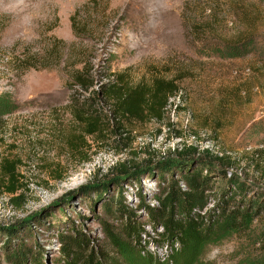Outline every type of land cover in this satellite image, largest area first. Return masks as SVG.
I'll return each mask as SVG.
<instances>
[{
    "label": "rangeland",
    "instance_id": "1",
    "mask_svg": "<svg viewBox=\"0 0 264 264\" xmlns=\"http://www.w3.org/2000/svg\"><path fill=\"white\" fill-rule=\"evenodd\" d=\"M78 69L101 96L118 76L175 79L179 92L163 121L121 120L128 133L118 134L114 105L92 94L107 132L88 136ZM184 148L196 153L180 163L229 156L230 172L264 188V0H0V264H15L17 250L25 264L37 254L64 264L60 237L73 230L89 239L83 256L100 250L104 264H264V214L224 231L223 212L243 203L218 200L221 178L199 212L200 242H167L150 227L145 206L159 208L171 184L155 163ZM146 163L138 182L120 172ZM120 198L148 233L141 243L123 231Z\"/></svg>",
    "mask_w": 264,
    "mask_h": 264
},
{
    "label": "trees",
    "instance_id": "2",
    "mask_svg": "<svg viewBox=\"0 0 264 264\" xmlns=\"http://www.w3.org/2000/svg\"><path fill=\"white\" fill-rule=\"evenodd\" d=\"M75 26V25H74ZM76 30L77 27H76ZM243 40V39H242ZM38 68L36 65H30L26 69ZM75 86L86 92L85 101L81 104L80 120L86 128V135H104L107 130L100 120V112L95 106V98L92 94L98 97L100 92L90 90L94 87L90 78L85 74L84 69L75 71L73 77ZM90 92V93H89ZM179 92L177 80L157 77L151 84L132 85L122 76H118L115 83L109 87H103L102 99L110 101L114 105V113L119 119L116 123L115 133H128L123 121L129 124H148L152 121H163L167 116L168 107L171 104L170 100ZM89 93V94H87ZM122 121V123H120ZM135 130L132 129L131 133ZM122 136V135H121ZM177 152V151H176ZM205 156L199 157L198 163L186 165L179 161H191L195 156L196 149L184 148L168 158L155 163V167L160 171V174H168V181H171L168 194L161 199V206L157 209L147 208V214L151 221V226L155 232L162 231L161 237L167 242L177 241L183 246L189 245L192 242H200L202 236L201 224H205L206 215H201L199 212L207 206V202L214 200L215 195L207 192L213 191L215 182L221 178L223 186L220 189L218 200L220 202H232L233 199L240 198L242 206L236 207L228 214L224 213L223 230L238 232L241 229H249L255 220L264 214V188L258 189L243 181L235 173L230 172L235 162H231L230 157H218L208 151H204ZM203 152V153H204ZM191 158V159H190ZM150 163V162H149ZM215 163H218L217 166ZM147 164V165H146ZM136 165L132 174H127L131 168L127 165H122L120 172L123 176H130L134 182H138L144 174L143 167L150 164ZM154 164V163H153ZM221 165V166H220ZM142 169V170H141ZM176 169L175 179L173 171ZM204 172L206 174L204 175ZM4 177L11 181L10 193L14 194L16 182V169L12 162H6L3 169ZM182 184L184 187H182ZM185 188V189H184ZM229 200V201H228ZM111 210V209H109ZM117 210L120 219L124 221V233L129 239L141 243L143 236H148L142 223H138L133 209L124 202L123 198L118 200ZM219 210V209H218ZM224 211V210H222ZM113 213V212H112ZM116 215L115 213H113ZM213 216V214H210ZM209 216V219H212ZM107 232L112 238L113 244L120 252L125 251V244L112 234V231L107 229ZM72 234H62L60 241L62 248L60 249L63 256L64 264H104L106 257L103 252L91 251L88 256H83L89 239L85 234L78 230H73ZM160 242V241H158ZM157 242V243H158ZM26 252L17 250V253H9V258L15 264H25L27 260ZM34 264H43L40 254L32 259Z\"/></svg>",
    "mask_w": 264,
    "mask_h": 264
}]
</instances>
